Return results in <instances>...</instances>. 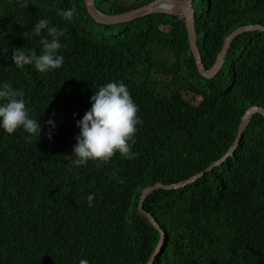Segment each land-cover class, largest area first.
<instances>
[{"label": "trees", "instance_id": "1", "mask_svg": "<svg viewBox=\"0 0 264 264\" xmlns=\"http://www.w3.org/2000/svg\"><path fill=\"white\" fill-rule=\"evenodd\" d=\"M124 1L95 5L116 16L130 12ZM138 1L131 11L157 0ZM24 2L0 0V85L24 91L42 132L29 142L22 127L12 134L0 127V264H149L161 233L139 213L143 190L178 185L210 168L233 147L246 111L264 107V33L233 42L220 72L207 80L183 18L106 26L89 18L84 0ZM196 3L197 47L207 70L237 29L264 26V0ZM71 7L69 23L58 12ZM40 19L65 29L58 52L64 62L44 73L11 59L19 47L41 53L42 37L31 33ZM109 82H123L138 106L135 158L117 153L106 163L74 166L65 156L80 133L76 121ZM145 209L166 233L155 264H264V117L254 115L221 167L185 188L154 192Z\"/></svg>", "mask_w": 264, "mask_h": 264}, {"label": "clouds", "instance_id": "2", "mask_svg": "<svg viewBox=\"0 0 264 264\" xmlns=\"http://www.w3.org/2000/svg\"><path fill=\"white\" fill-rule=\"evenodd\" d=\"M27 6L28 3L25 0L21 7L26 8ZM58 15L71 23L76 15V9L71 7L61 10ZM31 33L33 36L42 37L39 41L42 51L37 55L35 51L26 52L24 47L13 49L11 59L15 66L23 68L25 65H34L35 69L41 73L60 68L64 58L58 52L63 47L60 37L64 36L65 29L51 26L47 19H40L32 27ZM43 33L46 35L42 36ZM23 35L26 37L28 32ZM24 96L22 89H14L8 83L0 85V101H3L0 103V127L9 134L22 127L30 134L27 139L31 142L33 137L39 140L42 126L35 118H30ZM90 100L91 109L84 114L82 119L76 121L80 133L75 137L77 142L74 145L73 154L65 157L74 166H84L89 161L106 163L117 153L126 159L135 158L132 145L135 144L134 136L137 125L142 121L138 118V106L133 101L127 86L123 82L106 83L95 91ZM46 123L53 129L55 128L51 118ZM46 135L51 139V130ZM73 156L75 159H72ZM96 166L99 167L100 164ZM87 200L88 206L91 207L94 194H90ZM79 264H88V261L81 259Z\"/></svg>", "mask_w": 264, "mask_h": 264}, {"label": "water", "instance_id": "3", "mask_svg": "<svg viewBox=\"0 0 264 264\" xmlns=\"http://www.w3.org/2000/svg\"><path fill=\"white\" fill-rule=\"evenodd\" d=\"M195 1L196 0H157L154 1L153 3L142 6L136 10L116 16L103 15L102 13H100L96 8L95 0H84V6L87 15L95 24L106 25V26L129 24L139 19L154 15H167L172 17L183 18L188 33L190 50L196 61V68L202 77L207 78V80H213V78L216 77V75L222 69L233 42H235L238 38L248 33H252V32L264 33V26H246L237 29L233 34H231L226 39L223 49L218 55L215 65L211 69L207 70L204 67V64L202 62V57L197 47V34L195 28L196 11L194 8ZM255 114H261L264 117V107L254 106L246 111V113L244 114L241 120L238 130V136L233 147L220 160L213 163L210 168L198 174L197 176L190 178V180L178 185L177 184L165 185L163 183H158L154 186L147 187L143 190V193L139 201V208H138L139 213L142 216L148 218L152 222V224L157 228V230L161 233V239L159 241L157 248L153 252V256L151 257L149 264H155L156 259L160 255V252L162 250V247L166 239V233L160 226L158 220L154 218L153 215H151L145 209V202L148 199V197L154 192L159 190H167V191L179 190L187 186L193 185L198 180H200L205 174H208L213 170L221 167V165L224 164L229 158L233 157L236 151L239 149L243 141L244 133Z\"/></svg>", "mask_w": 264, "mask_h": 264}, {"label": "rangeland", "instance_id": "4", "mask_svg": "<svg viewBox=\"0 0 264 264\" xmlns=\"http://www.w3.org/2000/svg\"><path fill=\"white\" fill-rule=\"evenodd\" d=\"M139 4L140 2L138 0H125L123 3L120 4V6H122L125 10L131 11V9L137 7ZM194 6H195V11L199 13V3L194 4ZM99 10H102L103 11V12L101 11L102 13L108 12L107 7L103 5L99 6ZM156 50H157L156 56L159 57L162 51L159 50L158 48H156Z\"/></svg>", "mask_w": 264, "mask_h": 264}]
</instances>
